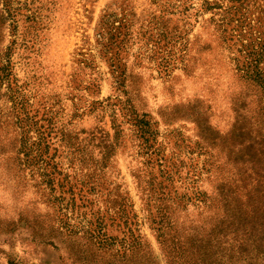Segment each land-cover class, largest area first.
<instances>
[{
    "label": "rangeland",
    "instance_id": "rangeland-1",
    "mask_svg": "<svg viewBox=\"0 0 264 264\" xmlns=\"http://www.w3.org/2000/svg\"><path fill=\"white\" fill-rule=\"evenodd\" d=\"M13 1L14 27L0 18V264H169L167 252L179 251L188 235L181 228L204 215L193 189L213 191L211 157L224 162L231 133L243 124L242 96L255 93L239 77L237 61L248 37L264 29L262 19L257 23L264 0ZM203 1L215 7L206 10ZM105 12L122 22L119 38L126 34L113 50L124 88L115 87L110 52L97 44ZM237 17L252 23L242 31L230 22ZM118 94L156 125L170 180L143 164L133 125L112 104ZM13 97L27 101L39 124L50 118L48 156L72 188L39 186L32 178L26 184L27 172L10 165L19 147L16 127L6 124L15 121ZM137 167L170 195L188 193L166 240L156 237L143 209L131 175ZM120 193L137 216L132 230L140 251L124 258L123 247L135 246L117 218Z\"/></svg>",
    "mask_w": 264,
    "mask_h": 264
},
{
    "label": "trees",
    "instance_id": "trees-1",
    "mask_svg": "<svg viewBox=\"0 0 264 264\" xmlns=\"http://www.w3.org/2000/svg\"><path fill=\"white\" fill-rule=\"evenodd\" d=\"M14 2L0 0V18L12 27L13 15L19 8ZM206 4L208 5L205 6ZM202 6L206 10L215 7L207 1H203ZM261 19L264 24V9L260 10L257 23L261 24ZM230 22H235L234 27L241 26L239 29L243 31L242 24L247 22L250 26L252 20L245 21L242 17H237L235 21ZM1 23L0 20V25ZM238 23L240 25H237ZM101 25L105 32L101 31L102 35H99L97 44L106 56L110 52L108 59L115 87L124 88L125 75L123 70H120L113 51L117 50L126 38V34H123L122 38L118 35L122 22L116 20L114 13L105 12ZM104 33H109V36L106 37ZM250 39L251 37H248L249 42L244 44L243 58L237 61V70L241 80L248 87L254 88L255 93L242 96L243 102L238 108L243 111L239 115L243 124L237 128L238 134L231 133L228 142L230 149L226 151L224 162L211 157V176L217 181L213 191L205 196L204 192L193 189V198L203 210L200 214L204 215L192 221L189 228H181L183 232L188 231V235L179 241V251L172 249L170 254L167 252L169 264H264V29L257 33L254 39ZM6 69V66L2 67V81L8 78ZM10 102L9 108L15 121L6 119V124L14 125L19 136L18 150L8 159L10 165L27 172L24 175L26 184L32 178L39 186L43 184L51 188H72L73 184L65 175L58 176L55 165H51L52 157L48 156L51 144L48 139L51 133L50 118L46 125L39 124L35 116L30 115L26 109L27 101L13 97ZM112 104L118 107L123 117L133 125L139 140L138 146L141 148L139 153L142 152L146 156L143 164L158 168L161 180H170L171 170L165 164L156 125L147 119L145 113L138 114L133 111L128 100L122 99L119 94ZM112 113L116 116L115 110H112ZM239 137L242 141L236 142ZM6 169L12 168L8 166ZM131 175L142 195L141 200L145 197L143 209L156 237L165 239L173 228L177 229L172 219H175L176 211L187 207L189 198L186 199L185 196L188 193L179 195L173 192L170 195L157 177L138 167ZM117 199V218L126 226L131 243L135 246L132 249L130 246L123 247L121 256L124 258L130 251L140 252L137 249L139 236L136 238L132 230L133 227L134 230L137 229V224L133 223L137 216L127 195L120 193L115 201ZM151 200L156 205L153 212L150 209ZM127 206L130 208L128 211L125 210Z\"/></svg>",
    "mask_w": 264,
    "mask_h": 264
}]
</instances>
